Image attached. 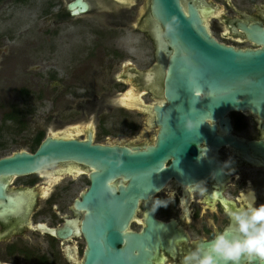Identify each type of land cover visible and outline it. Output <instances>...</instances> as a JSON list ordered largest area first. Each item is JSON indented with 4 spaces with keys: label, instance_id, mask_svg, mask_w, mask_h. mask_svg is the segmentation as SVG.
Listing matches in <instances>:
<instances>
[{
    "label": "water",
    "instance_id": "95a60500",
    "mask_svg": "<svg viewBox=\"0 0 264 264\" xmlns=\"http://www.w3.org/2000/svg\"><path fill=\"white\" fill-rule=\"evenodd\" d=\"M69 9L77 16L89 8L78 0ZM150 11L161 67L147 75L164 79L160 88L146 87L157 103H142L148 127L157 128L152 141L143 149H128L125 139L102 145L94 144L92 136L78 140L49 134L35 152L20 150L0 158V198L6 179L57 164H70L69 170L80 164L89 168L90 186L75 203L83 213V264H142L152 256L170 225L150 217L142 233L128 232L139 202L163 189L172 177L190 183L220 175L211 161L191 156V150L240 149L249 163L255 162L250 151L264 152V141L233 136L228 117L243 112L264 127V26L245 29L258 49L235 50L217 43L196 8L189 5L185 10L183 0H151ZM186 120L194 123L191 131ZM252 135L250 129L242 133L248 139ZM62 233L57 236L64 238Z\"/></svg>",
    "mask_w": 264,
    "mask_h": 264
},
{
    "label": "flooded vegetation",
    "instance_id": "af4514ba",
    "mask_svg": "<svg viewBox=\"0 0 264 264\" xmlns=\"http://www.w3.org/2000/svg\"><path fill=\"white\" fill-rule=\"evenodd\" d=\"M65 1L60 0V3L64 4ZM67 1L64 14H60V29L59 31L55 29L58 31L56 34L65 33L70 44L71 39L65 31L64 23L71 22V27L77 28L79 20L81 21L83 17L95 23L101 30L94 34L98 46L95 41L84 46L87 60L78 61L76 67L65 69L64 82L70 86V92L66 94L75 97L73 98L77 105L75 110L80 114V121L76 122H84L78 126L68 127L84 128L80 136H74L76 139L88 140L89 136H92L93 143L100 144L96 142V121L99 119L98 116L112 110L113 106L125 111H135L146 118L147 116L138 108L127 107L123 97L120 98L121 94L115 95L117 97L92 95L84 98L72 90H81L77 79L85 77L99 52L106 51V54L113 52L103 49L104 41L112 39L111 32L113 30L121 32L133 26L149 47L153 62L146 70L139 71L136 65L126 60L122 66L123 72L117 75L116 80L128 88L129 86L133 88L143 100L149 95L157 103L154 96L146 91V87L151 85L160 88L164 80L156 73L147 75L151 68L161 67L157 40L153 33L156 27L151 18V0H82L89 9L77 16L72 15L69 6L78 0ZM246 2H252V12L238 9L233 0H183V6L185 10L189 5L196 8L210 36L217 43L235 50H256L259 46L249 40L245 29L254 25L264 26V4H254V0ZM52 6L53 4L50 5ZM142 51L146 54V49ZM168 51L173 54L172 49ZM123 52L130 55L128 50ZM78 54L77 51L76 56ZM128 78L133 80L132 87L127 82ZM228 117L233 136L247 142L264 141L263 122L259 123L243 112H232ZM132 124L130 120L124 122L130 129L135 128ZM135 124L137 127L140 125L138 121ZM144 128L154 130L155 137L157 128H149L147 119ZM249 129L253 135L248 139L243 137L242 133ZM218 131L220 132L219 127ZM40 133L43 134V141L48 135ZM122 139L126 140L124 147L128 149H143L144 144L130 143L132 138ZM202 148L200 151L191 150L190 155L211 161L215 170L220 173L219 177L212 174L190 183H183L172 177L163 189L148 200L139 202L128 232L142 233L150 217L170 225L161 235L162 242L152 249V256L145 258L142 264H181L182 257L193 250L197 241L206 242L217 231L226 227L229 210L250 202L257 206L264 204V152L254 154L250 151V156L255 162L249 163L240 149L228 147L209 149L206 146ZM171 163V160L166 162V166H170ZM70 166L57 164L34 175L4 181L6 189L0 198V264H83L86 249V242L80 229L83 213L76 209L75 203L82 199V194L89 188L91 171L81 164L69 170ZM156 198L165 200L168 206L160 207L153 213L152 202ZM61 231L64 238L57 236Z\"/></svg>",
    "mask_w": 264,
    "mask_h": 264
},
{
    "label": "rangeland",
    "instance_id": "374dc122",
    "mask_svg": "<svg viewBox=\"0 0 264 264\" xmlns=\"http://www.w3.org/2000/svg\"><path fill=\"white\" fill-rule=\"evenodd\" d=\"M233 1L238 9L252 12V2ZM67 2L0 0V158L20 150L34 152L35 139L40 132L56 135L70 125L84 124L76 122L80 121V114L75 110V97L66 94L70 86L64 82V73L65 69L76 67L78 61L87 60L84 46L92 44L97 38L94 34L101 30L83 17L77 28L71 27V22L64 23L70 44L65 33L56 34ZM254 4H264V0H254ZM111 33L112 39L104 41L103 49L113 52H99L85 77L77 79L81 90H72L84 98L118 94L122 98L130 88L116 80L123 72V62L128 60L139 71L146 70L153 62L149 47L133 26ZM95 43L98 46V42ZM123 50H128L130 55ZM144 100L155 104L149 95ZM8 115H13V119L8 120ZM98 117L96 142L100 144L129 137L132 138L130 143L142 145L154 137V130L143 129L147 118L135 111L113 106ZM127 120L135 128H127L124 125Z\"/></svg>",
    "mask_w": 264,
    "mask_h": 264
},
{
    "label": "clouds",
    "instance_id": "9594fccd",
    "mask_svg": "<svg viewBox=\"0 0 264 264\" xmlns=\"http://www.w3.org/2000/svg\"><path fill=\"white\" fill-rule=\"evenodd\" d=\"M185 127L191 131L194 123L186 120ZM167 206L165 200L156 198L152 211ZM227 218L226 227L206 242L197 241L181 264H264V204L246 203L229 210Z\"/></svg>",
    "mask_w": 264,
    "mask_h": 264
},
{
    "label": "bare ground",
    "instance_id": "6f19581e",
    "mask_svg": "<svg viewBox=\"0 0 264 264\" xmlns=\"http://www.w3.org/2000/svg\"><path fill=\"white\" fill-rule=\"evenodd\" d=\"M127 82L132 87V83H133L132 78H128ZM123 101L127 107L138 108L139 110L142 109L143 107L142 103L144 102L141 95H137L135 91L133 90V88H130L129 91L123 96ZM83 130L84 128H81V127L77 128L76 126H71V127H68V129L66 128L57 134H63L65 137L71 138L74 136H80L82 132H84Z\"/></svg>",
    "mask_w": 264,
    "mask_h": 264
},
{
    "label": "trees",
    "instance_id": "16d2710c",
    "mask_svg": "<svg viewBox=\"0 0 264 264\" xmlns=\"http://www.w3.org/2000/svg\"><path fill=\"white\" fill-rule=\"evenodd\" d=\"M6 118L8 120H11V119H13V115H8ZM42 139H43V134L40 133L39 136L35 139V143L34 144H35L36 148H37L38 145H40Z\"/></svg>",
    "mask_w": 264,
    "mask_h": 264
}]
</instances>
